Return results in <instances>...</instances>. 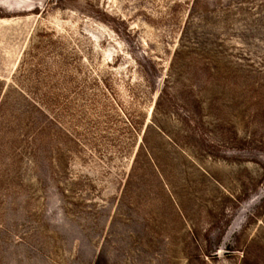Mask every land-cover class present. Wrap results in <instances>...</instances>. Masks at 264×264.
<instances>
[{
	"label": "rangeland",
	"instance_id": "1",
	"mask_svg": "<svg viewBox=\"0 0 264 264\" xmlns=\"http://www.w3.org/2000/svg\"><path fill=\"white\" fill-rule=\"evenodd\" d=\"M0 264H264V0H0Z\"/></svg>",
	"mask_w": 264,
	"mask_h": 264
}]
</instances>
